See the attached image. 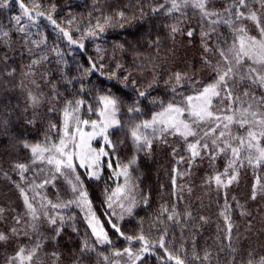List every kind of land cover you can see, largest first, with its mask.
Masks as SVG:
<instances>
[{
	"label": "trees",
	"instance_id": "trees-1",
	"mask_svg": "<svg viewBox=\"0 0 264 264\" xmlns=\"http://www.w3.org/2000/svg\"><path fill=\"white\" fill-rule=\"evenodd\" d=\"M163 2L164 0H39L42 10L46 13L51 10L50 5L55 4L54 19L57 24L68 31L74 40L83 43V49L76 44H69L59 29L44 17H39L35 26L27 28L29 35L24 36L23 33L15 31L13 20L14 16L20 14L19 6L13 0H7V6L0 8V28L9 32L8 37L0 39V120L9 121L10 133L5 136L3 128H0V180L4 181L7 187L0 204L5 199H15L19 209L10 217L0 218V231L10 233L12 227L20 229L29 226L28 222L31 221L30 216H21L23 222L22 227H19L15 220L22 212L26 213L23 198L16 185L20 184L27 190L33 165L30 151L23 147L21 140L29 143L39 142L43 140L50 123L58 124L61 121L60 109L63 100L57 103L52 99L53 85L63 98L72 99L78 95L93 106L96 105L98 95L111 93L123 102L121 120L130 124L133 117L128 114L127 108L138 97L136 88L147 89L148 93L146 98H140L143 114L137 115L139 119H150L153 112L159 108V103H150L152 98H158L165 103L173 98V93L166 83L172 73H185L201 84L213 79L212 68L205 61H210L212 66L217 65L220 59L215 51L217 36H223L230 41L231 30L224 24L217 26V33H213L207 41L213 50L205 52L201 32L208 31L211 27L207 21L202 20L198 11L190 7L183 9L186 13L183 16L179 13L168 15L163 9L152 11L153 7ZM229 3L231 0H211L208 7L222 11ZM250 7L256 11L262 9L256 0H251ZM121 11L125 13V19L119 23L114 21L99 38L85 35L83 40L80 39L89 25H94L98 18L116 17ZM121 23L123 27L120 26ZM174 25L178 26L181 32L172 33L171 27ZM246 25L252 35L259 36L254 23L247 21ZM188 30L193 31L192 37L186 35ZM33 40H44L45 43L37 46L32 43ZM97 48L100 50L97 51ZM41 55L47 56L48 59L32 65V60L39 59ZM89 57L104 65L103 74L96 72L82 77L83 70L89 66ZM118 64L121 67L117 68ZM9 72L12 74L9 75ZM110 73H115V77L109 78ZM27 75L38 86L35 93L42 101L40 107L35 110L28 107L29 89L26 90L25 84H22V79ZM125 76L128 77L127 81L124 80ZM154 76L158 83L148 88ZM69 80L71 83L67 82ZM129 81H135V85ZM81 83L85 89L83 93L80 92ZM180 91L192 94L191 84H185ZM248 91L256 95L261 93L258 88H249ZM52 106L56 107L55 112L48 111ZM34 116L35 123L29 124L27 121ZM126 131L127 129L124 132L113 130L112 138L117 144L115 155L110 157L113 169H109L105 164L99 180H93L83 175V169L79 170L94 211L108 232L112 244L96 243L82 213L70 206L57 210L66 217L70 215L72 219H66L59 236H56L51 226V235L45 241V244H48H44L38 251L39 264H112L115 259L114 251H122L130 245L124 237L115 232L108 223L109 220L117 223L126 236L143 234L152 242L158 240L167 228L168 235L164 237L166 247L184 258L187 264H197L191 259L194 250L200 256L204 255L205 250L211 252V264H246L249 253L256 260L264 256V194L258 192L255 200L251 198L254 174L246 162L245 167L239 169L238 182H234L227 189H217L214 184H207L206 178L224 170L226 155H219L213 161L208 153L202 152V158L197 157L189 164L190 153L186 144L180 137L175 136H168L167 143H161L159 139L154 140L151 150L145 149L137 153ZM134 155L144 175L142 189L147 203L140 202L131 215H125L121 220L111 214L106 196L119 181L113 175L116 164L127 163ZM181 157L184 158L183 162L178 164L177 161ZM28 160L30 170L25 173L27 179L21 181L14 165L26 163ZM173 168L179 172L187 169L190 173L183 178L177 176L176 183L178 186L183 185V189L177 187L175 194L171 183ZM260 174L264 175V170H261ZM54 183L55 187L50 184L44 191L41 190L49 200L60 202L72 199L73 193L64 177H59ZM32 194L28 192L29 197ZM226 201L231 205V241L226 238L227 225L219 215L224 210ZM162 205L169 209L176 207L180 213V225L161 216ZM186 212L192 213L191 219L185 217ZM201 216L207 218V223L200 220ZM42 219L43 216L40 220ZM161 220H164V223H161ZM85 238L95 251L81 252ZM41 241L42 238L35 233L27 236L11 235L7 242H0V264H8L9 258L19 247L32 246ZM131 247L137 249L141 245L139 242H133ZM230 247L236 251H230ZM53 252L58 256H53ZM104 256L109 258L107 262ZM137 264L174 262L168 261L164 249L157 246Z\"/></svg>",
	"mask_w": 264,
	"mask_h": 264
},
{
	"label": "snow or ice",
	"instance_id": "snow-or-ice-1",
	"mask_svg": "<svg viewBox=\"0 0 264 264\" xmlns=\"http://www.w3.org/2000/svg\"><path fill=\"white\" fill-rule=\"evenodd\" d=\"M13 2L20 9V14L13 17L16 32L28 36L26 29L35 26L39 17H44L59 29L69 44H76L80 49L84 48L83 43L74 40L68 31L57 24L54 19L55 4H51V10L46 13L42 10L39 0H13ZM210 3L211 0H164L163 3L152 8L153 12L163 9L168 15L179 13L182 16L186 14L183 9L189 7L198 11L202 20L207 21L211 26L208 31L201 32L205 52L213 50L207 41L213 33H217V26L221 24L226 25L231 30V40L217 36L215 51L219 54L220 59L216 66H212L210 61H205L213 72V79L210 82L201 84L185 73H172L166 83L173 93V98L166 103L159 101L158 98H152L150 103L153 105L159 103V108L153 112L150 119H139L137 115L143 114L140 98L147 97V89L136 88L138 97L127 108L128 114L133 119L130 124H126L120 118L123 102L111 93L98 95L96 105L93 106L87 104L86 100L79 98L78 95L72 99L63 98L56 91V86L53 85L52 99L57 103L63 100V106L60 109L61 121L58 124L50 123L48 130L44 133L43 140L39 142L29 143L21 140L23 147L31 153V163L42 165L34 171L37 175L45 173V178L41 181L37 182L36 179H33L27 190L20 184L16 185L23 198L26 215L30 216L31 221H33L29 224L32 231H38V224L35 221H39L43 216L48 224L53 226L56 236H59L66 219H72V217L70 215L66 217L57 210L67 209L75 205L84 212V218L91 229V235L95 238V242L101 245L112 244L108 232L105 231L103 224L93 210L89 193L84 186V181L81 179L82 173L79 170L83 169V175L99 180L105 164L109 169H113V162L110 157L115 155L117 147L112 138L113 130L124 132L127 129L126 135L130 138L137 153L145 149L151 150L154 140L159 139L161 143H167L168 136H175L180 137L186 144L187 151L190 153L189 164L193 163L197 157H201L202 152L208 153L213 161L219 155H226L224 170L206 178V183L214 184L217 189H227L234 182H238L239 169L245 167L246 162L254 174L251 198L255 200L258 192L264 194V175L260 174L261 170H264V20L261 19L258 11L250 7L251 0H231V3L227 4L222 11L209 8ZM256 3L264 8V0H256ZM6 6L7 0H0V8ZM124 19L125 13L123 11L118 12L116 17L98 18L94 25H89L80 39L83 40L85 35L99 38L106 27L112 26L114 21L119 23ZM245 20L255 24L259 36L250 34L247 25L243 23ZM120 26L123 27V24L121 23ZM171 32L178 33L181 32V29L174 25L171 27ZM186 35L192 37L193 31L188 30ZM8 36L9 32L0 28V39ZM32 43L39 46L45 41L33 40ZM222 44L227 46L222 47ZM99 50L97 48V51ZM53 51L57 50L53 49ZM57 55H60L58 51ZM47 59V56L41 55L39 59L32 60V65ZM88 63L89 66L83 70L82 77L96 72L103 74L104 65L98 64L91 57H89ZM119 67L121 65L118 64L117 68ZM8 74L11 75L12 73L9 72ZM114 77L115 73L109 74V78ZM124 80L127 81L128 77L125 76ZM67 82L71 83L70 80ZM129 82L135 85V81ZM156 83L158 80L154 76L148 88ZM188 83L191 84L192 94H187V91H180ZM249 88L260 89V95L248 91ZM84 90V85L81 83L80 92L83 93ZM41 103L40 96L31 92L28 93V107L35 110L40 107ZM48 111L55 112L56 107L52 106ZM27 122L34 124L35 116ZM8 124V120H0V128H3L5 136L10 135ZM234 128L236 131H233ZM94 141H101V145L99 147L94 146ZM173 154H176L175 149ZM183 159L181 157L177 163L183 162ZM136 164L135 155L127 163L116 164L113 175L123 177L124 183L122 185L117 184L106 196L109 209H113L115 204L123 210L119 214L114 209L112 212L113 215H118L121 220L124 218L125 212L131 215L136 206V199L131 195V190L136 185L132 182L133 178L130 172V169H133ZM14 167L18 170L21 181H25L27 179L25 173L30 170V166L25 163H17ZM173 173L171 183L175 194L177 187L183 189V185L178 186L176 183L177 176L183 178L190 173L187 169L179 172L176 168H173ZM59 177H64L71 186L73 198L67 201L53 202L42 194L41 190L50 184L55 187L54 182ZM29 191L33 193L31 197L28 195ZM190 191L191 189H189ZM233 199L235 198L233 197ZM144 200L147 203V197H144ZM124 201H128L127 206H125ZM230 208L231 205H228L226 201L224 210L219 213L227 225L228 234L226 238L229 241H231L233 229ZM3 212L4 209L0 208V216L3 215ZM160 214L167 221H175L177 225L181 224L180 213L175 206L169 209L162 205ZM185 217L191 219L192 213L186 212ZM15 220L16 224L20 225L23 222V217L17 216ZM200 220L207 223L206 217L201 216ZM160 222L164 223V220ZM108 223L130 245L122 251H114L113 255L117 257L126 256L131 264H137V261L142 259L143 253L152 252V249L158 246L164 249L168 261H173L174 264H187L184 258L169 251L166 247L164 237L168 235L167 228L158 240L152 242L143 234L126 236L117 223L112 220H109ZM73 230L75 231L74 226ZM10 233L19 236L20 230L12 227ZM11 235L0 231V242H7ZM24 235L27 236L28 233L24 232ZM133 242L140 243L141 247L138 251H133L131 247ZM41 247L40 242H35L32 246L19 247L15 254L9 258L8 264H39L38 251ZM181 250H183V245ZM90 251H95V249L90 246L88 239L85 238L81 245V252ZM230 251L235 252L236 249L230 247ZM52 255L58 256L55 252ZM211 257L212 253L207 250L203 256L194 250L191 259L197 264H211ZM108 259L107 256H104L106 262ZM114 264H120V261H115ZM246 264H264V256L256 260L249 253Z\"/></svg>",
	"mask_w": 264,
	"mask_h": 264
},
{
	"label": "rangeland",
	"instance_id": "rangeland-1",
	"mask_svg": "<svg viewBox=\"0 0 264 264\" xmlns=\"http://www.w3.org/2000/svg\"><path fill=\"white\" fill-rule=\"evenodd\" d=\"M258 14L261 16V19L264 20V8H262L261 10L258 11ZM246 22L247 21H243V23L246 25ZM255 25V24H254ZM256 27V26H255ZM248 30H249V27H248ZM257 30V28H256ZM250 32V30H249ZM258 32V30H257ZM251 34V33H250ZM259 34V32H258ZM252 35V34H251ZM254 36V35H253ZM22 84H25V89L28 90L29 89V92L33 93L34 95H38L35 93V89L38 87L36 86L33 81H32V78L30 76H25L23 79H22ZM39 96V95H38ZM233 131H236V129H233ZM94 146L96 147H99L101 145V141H94ZM30 156H31V153H30ZM30 163V160H28L25 164H28ZM39 167H42V165H39V164H35V165H32L31 168V173H30V176L28 177V182L30 183L33 179H36L37 182L41 181L42 179L45 178V173H39L37 175V173L34 171L35 169L39 168ZM130 172H131V176L133 178V184L136 185V187H133L132 190H131V195L135 197L136 199V206L133 208V211L132 213L136 210L137 206L140 204V202H145L144 200V197H146L144 194H143V189H142V181H143V173L141 172V170L139 169L138 167V164H136L134 166L133 169H130ZM0 175H1V172H0ZM103 175V169H102V172H101V177ZM100 177V178H101ZM119 179L118 183L117 184H123L124 183V178L123 177H117ZM92 179V178H91ZM93 180H96V179H93ZM48 186V185H47ZM46 186V187H47ZM117 186V185H116ZM70 189H71V186L69 185ZM6 185H4V181L0 180V200L2 199V195L4 193V191L6 190ZM46 189V188H45ZM44 189V190H45ZM42 190V191H44ZM72 192V191H71ZM42 194H44V192H42ZM33 195V194H32ZM31 195V196H32ZM73 198V194H72V197ZM90 199V198H89ZM125 203V206H127L128 204V201H124ZM37 207H39V205L37 204ZM72 207H75L76 209H78L82 215L84 216V212L81 211L80 208L76 207L75 205H72ZM93 207V205H92ZM0 208H3L4 209V212H3V215L0 216V218H7V217H10L12 216L14 213L16 214L17 211L19 210L17 208V202L15 199H5L4 202L2 201V203L0 204ZM113 209L115 210V212L117 214L121 213L123 210L121 208H119L117 205H113ZM113 209H109L111 210V214L113 212ZM94 210V208H93ZM128 216L129 214H127L126 212L124 213V216ZM19 216H23V217H27L28 215H26V213H21ZM114 216H117L119 218L118 215H114ZM30 223H32L33 221H29ZM28 222V225L30 224ZM101 222V221H100ZM35 223L38 224V231H32V229L29 227V226H26V227H23V228H20L18 230H20V235L21 234H24V232H27L28 235L29 234H36L38 236H40L42 238V241H41V244H42V247L40 248V250L44 247V244H45V241H47L51 235V226L48 224L47 220L45 219H42V220H39V221H35ZM102 223V222H101ZM19 227H22V224H20ZM106 231V230H105ZM8 234H11V233H8ZM48 244V243H46ZM45 244V245H46ZM133 248V247H132ZM139 248L137 249H134L133 248V251H138ZM150 253V252H149ZM148 253H143L142 254V258ZM115 261H120V264H131V261H129L127 259L126 256H122V257H117L115 256V259L113 261L112 264H114ZM140 261V260H139ZM137 261V263L139 262Z\"/></svg>",
	"mask_w": 264,
	"mask_h": 264
}]
</instances>
